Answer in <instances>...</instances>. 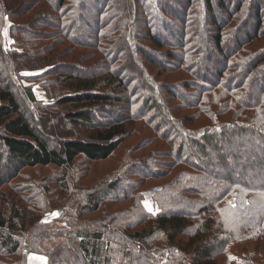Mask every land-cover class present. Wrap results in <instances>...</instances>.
<instances>
[{
    "label": "trees",
    "instance_id": "1",
    "mask_svg": "<svg viewBox=\"0 0 264 264\" xmlns=\"http://www.w3.org/2000/svg\"><path fill=\"white\" fill-rule=\"evenodd\" d=\"M120 1L0 0V264H27L52 235L64 242L45 264H264V0ZM23 77L53 86L54 101ZM161 155L171 161L157 167ZM49 167L62 180L28 197L22 170ZM53 202L62 213L45 221Z\"/></svg>",
    "mask_w": 264,
    "mask_h": 264
},
{
    "label": "rangeland",
    "instance_id": "2",
    "mask_svg": "<svg viewBox=\"0 0 264 264\" xmlns=\"http://www.w3.org/2000/svg\"><path fill=\"white\" fill-rule=\"evenodd\" d=\"M98 1H99V3H102V2L105 3V1H107L108 2V6L107 7H110V6L113 7L114 4H115L114 2H112L113 0H98ZM88 2H87L88 7L93 8V7H91V5ZM120 2L129 3V2H132V1L121 0ZM202 17H203V21L202 22L205 25V27L203 29H201L200 32H199L200 33V36H202V46L201 47L202 48H207V47H210L211 48L212 47V44H211L212 42H210L209 41L210 39H208L207 37H208L209 32L212 33V34H214L212 32L213 31L212 30L213 27L206 20H209L210 17H212V16L204 13L202 15ZM139 24L135 23V24H133L131 26L132 27V32L142 33V28H141V26ZM79 26H81V23L80 22H77L75 24V29L79 28ZM34 28H31L30 30H36L37 29V28H35V29ZM109 29L104 30L102 33H106V35H110V34L111 35H116L114 33H110L113 30V28H112L111 31ZM116 31L117 30H114L113 32H116ZM116 33L118 34L119 32H116ZM2 37L4 38V42H5V45L6 46H8V44H9V46H11L14 43V41L12 40V38L10 36L9 24H7V27L2 31ZM116 37H118V36H116ZM114 38L115 37H112V39H114ZM258 43H259V41L255 45H257ZM62 45H63V48H65V49H67L69 47V43H67L66 41H63L62 42ZM138 45L140 47H142V48L144 47V49H148V50H151L152 49V47H151L150 44H148L146 42H143V41H140L138 43ZM72 50H76V49H72ZM16 51L20 52L21 49H16ZM151 51H154V50H151ZM159 51L161 52V51H164V50H163V48H160ZM154 52H156V51H154ZM73 53H75V52H73ZM85 54H91V53L90 52H79L78 53V56H83ZM118 57H121V56H118V54L113 55L112 53H110V56L108 57V59L115 58V59H113V61H114V67H112L111 70H113V69L117 70L116 67L121 66V62H119V60H121V58H118ZM131 57H132V59L134 61H136V59L134 58V56L132 54H131ZM96 63H97L96 60L95 61L94 60H91V61L87 62L86 64H82V63L81 64L83 66H85L86 68H90V67L93 68V67H96L97 66ZM33 67H38V66L34 65ZM49 70H50V67H49ZM40 73H43V70L26 72V73H24L23 76L24 77L25 76L31 77V76H34V75H38ZM127 76H129V74L126 73V72L124 74H121V77L124 78V79H127ZM24 77L20 80V83H21V85L24 88H28L29 87L31 89L32 93L34 94V97H35L36 101L40 102V104H42V105H47V104H49V103H51V102L54 101V96L56 94L55 93H52L49 90L53 86L52 87L45 86L44 85V80L42 78H40L38 80H33V79H29L28 78L30 80L29 81V80H26ZM47 81H49V80H47ZM130 85H134L133 84V81H130ZM125 94L126 93H122L121 96L123 97ZM137 107H138V105L135 106V108H137ZM168 107H171V105L168 104ZM183 114H184V112H179V113H177L175 115V117L176 118H181V117H183ZM137 126L138 127H141L143 131L146 130V128L142 127L141 124H138ZM46 127H47V130L49 131V133L51 135H53V138H54V142L53 143L56 146V144L58 142L60 143L61 138L58 137L59 135L56 134V132L54 131L53 126H50L49 127L47 125ZM189 128L190 129L198 128V125L195 124L193 126H190ZM43 130H44V128H43ZM142 137H143V135L141 134L140 135V138H142ZM134 142H135V139L133 138L131 141H129L128 143H126L124 145V147H126V149L131 148L133 146ZM155 149H157V148H154L153 150H155ZM159 149L160 150H163V151H167L168 150L167 147L164 144L161 145V146H159ZM162 155L156 157V160H155L156 165L155 166L158 167L159 166L158 164L167 163V162H170L171 161V160H169L168 158H165ZM120 158H121V155L119 154L116 157H114L112 160H109V161H106V162H100V163H93L92 164L93 170H95V169L96 170H99L102 167H104V170H105L109 166L111 168H113L114 167V164ZM84 165H87V167H89L87 161H84ZM3 166H5V165H3ZM54 170L55 169H53L51 167L46 168V169H39L38 168V169H33V170H31V169H24V170H22L23 177L25 178V180L21 183V186H28V190H27L28 191L27 192L28 197H32L33 196L32 198H34V196H37L38 195V192L43 189V187L47 184V182L49 181L50 178L53 177V178L62 180L64 173L63 172H59V171L56 172ZM73 173H74L73 171H69V172L65 173L66 179L67 178H70L73 175ZM172 175H174V173H172ZM100 177H102V176H100ZM100 177H98V178H100ZM39 179H41V181L43 183L42 185H40L38 183V180ZM170 179H172V177H168L167 179H165V180H163L161 182L150 183V184H152L150 186H151V188H153L152 186H157L155 188H160L159 185L164 184L165 182L169 181ZM85 182L90 183L89 178H87L85 180ZM57 185H55V187H57ZM151 188L148 187V188L142 190V191H144V193H142V201H141V203H142V206L144 207V209L148 213H150L152 215L153 214L155 215L158 212V208H157L158 206H157L156 202L153 201V198L152 197H153V194L156 191V189H151ZM57 193L61 197L65 196V191L63 189L58 190ZM59 206L60 205H55V203L53 202V205L51 206L50 211L53 210V209L54 210L52 211V214L50 213L49 216L47 215L45 217V221H49V219H53V217L55 215H56V217L61 215L62 210L56 209ZM56 227L61 229L63 227V224H56ZM63 242H64V238L63 237H59V236H55V235H52V236L46 238L45 240H43V242L40 245V248H41L42 253L41 254H33V253L29 254L28 257H27V264H45V262H46V255L45 254L47 252H49L50 250H52L54 247H56L59 244L63 243ZM233 254L234 255L237 254L236 250L234 251ZM238 256H239V258L241 257L240 254ZM36 258H42V259H36ZM112 258H114V261H117V262H121L122 261L123 262V259H121L120 257H116V254H114V256ZM114 264H116V263H114Z\"/></svg>",
    "mask_w": 264,
    "mask_h": 264
},
{
    "label": "snow or ice",
    "instance_id": "3",
    "mask_svg": "<svg viewBox=\"0 0 264 264\" xmlns=\"http://www.w3.org/2000/svg\"><path fill=\"white\" fill-rule=\"evenodd\" d=\"M36 259H42V258H36Z\"/></svg>",
    "mask_w": 264,
    "mask_h": 264
}]
</instances>
